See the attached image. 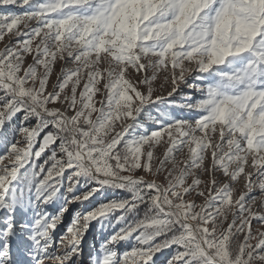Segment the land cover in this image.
I'll use <instances>...</instances> for the list:
<instances>
[{"label": "snow or ice", "instance_id": "snow-or-ice-1", "mask_svg": "<svg viewBox=\"0 0 264 264\" xmlns=\"http://www.w3.org/2000/svg\"><path fill=\"white\" fill-rule=\"evenodd\" d=\"M0 8V264H264V0Z\"/></svg>", "mask_w": 264, "mask_h": 264}, {"label": "rangeland", "instance_id": "rangeland-1", "mask_svg": "<svg viewBox=\"0 0 264 264\" xmlns=\"http://www.w3.org/2000/svg\"><path fill=\"white\" fill-rule=\"evenodd\" d=\"M11 10H14V11H20V9H11ZM0 11H6V9H2V8H0ZM33 26H34V22H33ZM5 43H7V38L5 39ZM3 46H4V44L3 43H0V49H2L3 48ZM57 71H59V65L57 66ZM52 81H55V79H56V76H55V74L52 76ZM155 87H157V88H159V84L157 83L156 85H154ZM157 94H164V95H166V90L163 92V93H160V92H158ZM99 98V97H98ZM177 99H179V97H177ZM57 106H59V105H57ZM153 115H155V110H153ZM205 179H206V177H205ZM243 185V180H241V184L240 185H238L237 187H241ZM253 226H254V228L255 227H258V225L256 224V222L254 221L253 222ZM98 241H99V235L97 234V236H96V243H98ZM89 242L90 243H92L93 241L91 240V238H90V240H89ZM125 247H127V246H125ZM123 250V249H122Z\"/></svg>", "mask_w": 264, "mask_h": 264}]
</instances>
